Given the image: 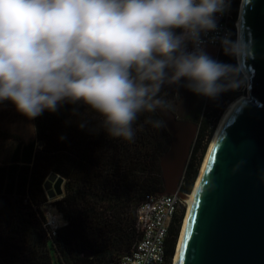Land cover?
<instances>
[{"label":"trees","instance_id":"1","mask_svg":"<svg viewBox=\"0 0 264 264\" xmlns=\"http://www.w3.org/2000/svg\"><path fill=\"white\" fill-rule=\"evenodd\" d=\"M241 1L232 2L235 16ZM219 54L217 62L234 70L235 87L215 98L193 92V109L182 116L176 106L184 98L185 78L162 85L157 97L180 119L198 125L181 180L185 194L195 187L222 115L247 83L236 53L225 48ZM149 117L163 127L145 123ZM133 129V142L111 137L103 117L82 102H65L34 119L10 100L0 102V264H114L132 253L143 237L140 207L151 195L166 193L161 157L174 141L157 110L138 114ZM53 174L64 178V192L49 202L45 184ZM49 204L65 225L52 226ZM185 214L183 207L172 220L164 264H173Z\"/></svg>","mask_w":264,"mask_h":264},{"label":"clouds","instance_id":"2","mask_svg":"<svg viewBox=\"0 0 264 264\" xmlns=\"http://www.w3.org/2000/svg\"><path fill=\"white\" fill-rule=\"evenodd\" d=\"M228 4L0 0V102L12 101L29 119L82 102L103 117L108 135L133 142L138 114L161 106L162 85L185 78V87L210 98L236 86L232 67L212 59L201 38L216 30V14ZM145 123L163 127L151 117Z\"/></svg>","mask_w":264,"mask_h":264},{"label":"water","instance_id":"3","mask_svg":"<svg viewBox=\"0 0 264 264\" xmlns=\"http://www.w3.org/2000/svg\"><path fill=\"white\" fill-rule=\"evenodd\" d=\"M240 59L249 96L232 108L214 142L177 264H264V0H245ZM157 111L174 136L161 167L166 193L175 194L198 125L164 103ZM63 184V177L51 175L45 184L49 198L61 196Z\"/></svg>","mask_w":264,"mask_h":264},{"label":"built area","instance_id":"4","mask_svg":"<svg viewBox=\"0 0 264 264\" xmlns=\"http://www.w3.org/2000/svg\"><path fill=\"white\" fill-rule=\"evenodd\" d=\"M233 0H229L228 7L221 14H216L217 28L206 34L201 33L204 41V51L208 48L215 49L219 54L226 48L224 41L231 43L234 34L238 36V20L240 18L241 5L238 14L235 16L233 11ZM193 50L191 42L188 43V51ZM183 178V177H182ZM182 180V179H181ZM175 194H156L151 195L138 211L139 227L143 232L142 239L135 245L132 253L124 256L114 264H164L166 260L165 242L169 233L170 225L175 215L183 207L187 209L186 196L180 190ZM59 215V214H58ZM61 224L53 227L65 225L62 216Z\"/></svg>","mask_w":264,"mask_h":264},{"label":"bare ground","instance_id":"5","mask_svg":"<svg viewBox=\"0 0 264 264\" xmlns=\"http://www.w3.org/2000/svg\"><path fill=\"white\" fill-rule=\"evenodd\" d=\"M244 7H245V0H242V5H241V12H240V18L238 20V36H237V52H238V61H239V64H240V67L242 68V70L244 71L243 67H242V64H241V59H240V33H241V27H242V21H243V14H244ZM245 74H247L246 72H244ZM248 75V74H247ZM248 96H244V95H241L240 97H238L236 100H234L229 106L228 108L226 109V111L224 112V114L222 115L220 121H219V124H218V127H217V130L215 132V135H214V138L211 142V145L209 147V150L207 152V155L205 157V160L203 162V165L201 167V170H200V173H199V176L196 180V183H195V187L193 189V191L188 194L186 196V203H187V211H186V215H185V218H184V221H183V226H182V229H181V233H180V237H179V241H178V246H177V249H176V254H175V257H174V263L173 264H177V261H178V257H179V252H180V248H181V245H182V241H183V238H184V234H185V230H186V226H187V222H188V218H189V214H190V210H191V206H192V202H193V199H194V196H195V193H196V190H197V187H198V184H199V181L201 179V176H202V173H203V170H204V167L206 165V162H207V159H208V156L211 152V149L214 145V142L223 126V123L225 122L226 118L228 117L230 111L232 110V108L243 98H247Z\"/></svg>","mask_w":264,"mask_h":264},{"label":"rangeland","instance_id":"6","mask_svg":"<svg viewBox=\"0 0 264 264\" xmlns=\"http://www.w3.org/2000/svg\"><path fill=\"white\" fill-rule=\"evenodd\" d=\"M236 52H237V35H236ZM238 53V52H237ZM237 53H236V56H237ZM207 54L214 60L218 61V57L220 56V54L217 53V51L215 49H212V48H208L207 49ZM237 62H238V56H237ZM239 65V63H238ZM240 67V66H239ZM243 72V71H242ZM244 73V72H243ZM245 74V73H244ZM246 78H247V83L243 86L242 90H241V95H246V96H249V77L247 74H245ZM193 91L189 90L187 87L184 89V98L182 99V101L180 102V104L178 106H176V111L179 115H188L190 114L189 112L193 109V103H191L193 101V99L191 98V95H192ZM239 96V97H240ZM218 127V125H217ZM217 130V128H216ZM216 132V131H215ZM215 135V134H214ZM214 138V136H213ZM212 138V140H213ZM211 140V142H212ZM211 142L209 144V147L211 145ZM209 147L207 149V152L209 150ZM207 152L204 156V159H203V162L205 160V157L207 155ZM203 165V163H202ZM202 167V166H201ZM201 170V169H200ZM200 173V171H199ZM199 176V175H198ZM60 196H57L55 198H49V202H52L54 200H57L59 199ZM45 210H46V213L47 215L51 218V222L55 225H60L61 224V218H59L58 214H56V211L54 210V207L49 204L48 206L45 207ZM187 211V209H186ZM186 215V214H185ZM184 221V220H183ZM183 226V225H182ZM182 229V228H181ZM178 246V245H177ZM174 260V259H173ZM174 263V262H173Z\"/></svg>","mask_w":264,"mask_h":264}]
</instances>
